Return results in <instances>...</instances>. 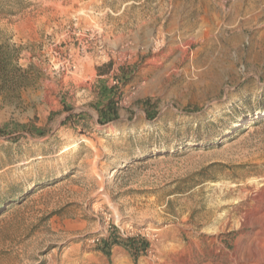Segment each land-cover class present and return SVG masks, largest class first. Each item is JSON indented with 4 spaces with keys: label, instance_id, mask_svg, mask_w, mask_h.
Wrapping results in <instances>:
<instances>
[{
    "label": "rangeland",
    "instance_id": "rangeland-1",
    "mask_svg": "<svg viewBox=\"0 0 264 264\" xmlns=\"http://www.w3.org/2000/svg\"><path fill=\"white\" fill-rule=\"evenodd\" d=\"M12 68L0 264H264V0H0Z\"/></svg>",
    "mask_w": 264,
    "mask_h": 264
},
{
    "label": "trees",
    "instance_id": "trees-1",
    "mask_svg": "<svg viewBox=\"0 0 264 264\" xmlns=\"http://www.w3.org/2000/svg\"><path fill=\"white\" fill-rule=\"evenodd\" d=\"M12 71H14L13 68H12V69H7V70H3V71L0 73V83H1L2 85L5 84L6 79L8 78V75H9ZM102 113H103V114H102L103 116H104V115H108V114L111 115V117H110L109 119L103 121V123H106V122H109L110 120H114V119H116V113H115V110H114V108H113L112 106H110V105L106 108V111L104 110ZM103 123H102V124H103ZM252 123H254V120H253V119L248 120V121L245 123V125H251ZM17 203H18L17 200H12V201L9 202L8 204H6V207L14 206V205H16ZM117 244H118V242H117L116 240H112L111 242H109V241H105V242H104V245H105V247H107V248L110 247V246L117 245ZM127 245L132 249L133 253H136V249H137V247H138L136 244H133V243L129 242Z\"/></svg>",
    "mask_w": 264,
    "mask_h": 264
}]
</instances>
